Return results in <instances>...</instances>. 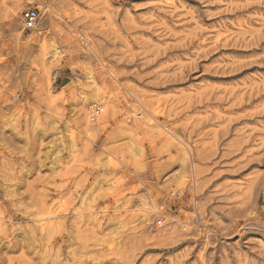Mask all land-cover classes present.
<instances>
[{"label":"rangeland","instance_id":"rangeland-1","mask_svg":"<svg viewBox=\"0 0 264 264\" xmlns=\"http://www.w3.org/2000/svg\"><path fill=\"white\" fill-rule=\"evenodd\" d=\"M0 264H264V0H0Z\"/></svg>","mask_w":264,"mask_h":264},{"label":"bare ground","instance_id":"bare-ground-1","mask_svg":"<svg viewBox=\"0 0 264 264\" xmlns=\"http://www.w3.org/2000/svg\"><path fill=\"white\" fill-rule=\"evenodd\" d=\"M91 47V46H90ZM60 52L57 50V49H54V58L55 56H59ZM91 79V77L89 78V80ZM62 92H59L57 95H60ZM88 100H91V96L87 97ZM95 105V104H94ZM98 105V104H97ZM102 105V104H101ZM104 110V107L103 106H98V113L99 111H103ZM161 133V132H160ZM159 133V134H160ZM75 134V131L73 129L71 130H68L67 131V137L70 141V144H71V147H75V142L73 141V138L75 137L74 136ZM63 139V138H61ZM171 138L170 137H167L166 140L168 141L169 143V140ZM167 143V142H166ZM163 144V143H162ZM59 203V202H58ZM62 203V202H61ZM60 203V204H61ZM63 204V203H62ZM52 205V204H51ZM57 206V204H55ZM62 207L59 206L58 209H56L55 211L53 212H48L47 215H44V216H41V217H38V219L36 220V223H37V226L39 227V230L41 232H46L48 230H56L58 229L59 227H61L62 225V217H63V214H64V211L61 209ZM149 210V209H148ZM96 217V216H95ZM145 218V217H144ZM96 219V218H95ZM47 233V232H46ZM47 237V236H46Z\"/></svg>","mask_w":264,"mask_h":264},{"label":"built area","instance_id":"built-area-1","mask_svg":"<svg viewBox=\"0 0 264 264\" xmlns=\"http://www.w3.org/2000/svg\"><path fill=\"white\" fill-rule=\"evenodd\" d=\"M39 12L36 8H28L21 13V24L25 31H30L35 28L38 22ZM98 110L93 113V118L96 119Z\"/></svg>","mask_w":264,"mask_h":264}]
</instances>
